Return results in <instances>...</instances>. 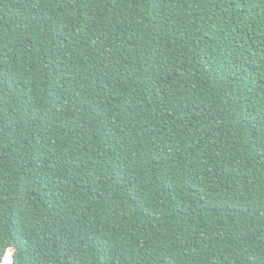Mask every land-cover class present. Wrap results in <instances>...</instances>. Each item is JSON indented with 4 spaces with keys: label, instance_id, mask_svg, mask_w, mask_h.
Wrapping results in <instances>:
<instances>
[{
    "label": "trees",
    "instance_id": "1",
    "mask_svg": "<svg viewBox=\"0 0 264 264\" xmlns=\"http://www.w3.org/2000/svg\"><path fill=\"white\" fill-rule=\"evenodd\" d=\"M0 264H264V0H0Z\"/></svg>",
    "mask_w": 264,
    "mask_h": 264
}]
</instances>
